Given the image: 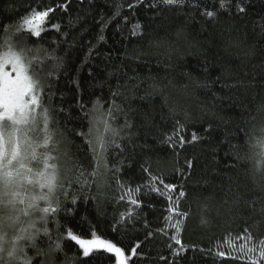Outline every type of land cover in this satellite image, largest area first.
I'll use <instances>...</instances> for the list:
<instances>
[{
    "label": "trees",
    "instance_id": "obj_1",
    "mask_svg": "<svg viewBox=\"0 0 264 264\" xmlns=\"http://www.w3.org/2000/svg\"><path fill=\"white\" fill-rule=\"evenodd\" d=\"M53 2L0 0V26H14L29 5L42 8ZM130 3L134 0H70L66 12L57 10L44 23L39 43L24 36L30 47L40 49L35 55L46 82V74L54 71L51 99L46 101L50 111L57 109L52 127L57 129L59 152L53 155L60 157L68 196L78 200L75 215L61 212L49 218L51 245L59 239L62 249L51 251L42 236L37 247L45 254L29 249L28 255L32 264H113L103 253L83 257L66 237L69 228L90 237L93 226L126 252L139 244L129 264H242L215 253L241 255L232 245L242 243L236 237L246 226L253 242L264 238V214L259 211L264 207V171L254 172L249 162L237 163L235 155L248 152L246 140L264 134V0H247L245 14L234 7L219 10L218 0H184L180 6L158 4L155 9H130ZM205 8L216 11V17L202 15ZM137 21L144 26L143 35L133 36ZM51 23H59L60 32L48 30ZM46 53L62 57V67L44 59ZM117 91L122 94L114 97ZM97 101L103 108L92 112ZM110 107L113 127L122 128L125 121L131 125L121 132L124 140L117 138L124 153L113 155L119 149H110L107 156L109 168L124 160L115 178L134 187L144 182L145 166L165 183L183 185L187 193L179 202V210L188 214L180 237L187 251L179 256L172 255L168 239L157 232L168 207L165 198L144 196L142 190L139 198L145 206L135 209V227L119 226L120 213L131 207L119 200L124 193L104 161L98 177L90 175L95 167L92 153L78 133L88 130L85 112L103 117ZM176 120L186 126V139L192 132L202 139L170 149L163 141ZM245 201H256V211ZM61 207L72 205L65 201ZM148 232L154 235L149 238Z\"/></svg>",
    "mask_w": 264,
    "mask_h": 264
},
{
    "label": "snow or ice",
    "instance_id": "obj_2",
    "mask_svg": "<svg viewBox=\"0 0 264 264\" xmlns=\"http://www.w3.org/2000/svg\"><path fill=\"white\" fill-rule=\"evenodd\" d=\"M69 2L70 0H66L64 3H59L54 0L52 4L42 8L29 5L14 26H0V37H3L0 39V44L4 45V51L0 52V264H32L33 257L28 255L29 249L35 250L37 255H44L45 253L37 247V241L41 240L42 236L47 237L51 245V231L47 226L49 218L54 219L61 212L73 216L78 210L77 198L69 197L67 188L61 183L60 157L53 155L54 152H59L57 129L52 127L57 109L50 111L46 107V101L51 99L54 71L46 74V82L41 67L42 61L35 55L40 49L35 46L30 47L23 39L27 36L34 38V43H39L45 31L44 23L57 10L66 12ZM183 2L184 0H134V3H130L128 7L134 9L145 5L147 8L155 9L158 4L166 7L180 6ZM246 3L247 0H218L217 6L223 11L234 7L238 14H245ZM202 15L213 19L217 12L205 8ZM12 27L14 31L10 30ZM52 29L60 32L61 25L51 23L48 30ZM143 31L144 26L137 21L132 26L131 35H143ZM103 39L104 37L100 36V40ZM44 59L56 61V67H62V57L46 53ZM121 94L119 91L112 93L114 97ZM111 103L116 106L115 100ZM81 108H84L83 104ZM102 108L103 105L97 101L93 105L92 112ZM117 110H119L118 106ZM58 111L62 112L63 109ZM112 111L110 107L106 115L95 118L85 112V117L89 119V127L86 133L81 132L78 135L84 139L92 153L95 167L90 175L97 178L100 173V163L104 161L105 170L112 172L116 184L124 193L119 196V200L126 201L131 207L120 213L117 221L119 226L135 227L139 219L135 209L145 206L139 198L142 190L144 196L155 194L165 198L168 207L165 209L163 224L157 232L168 239V247L172 250V255L179 256L187 251L180 237L188 214L179 210V202L187 193L183 185L165 183L161 176L153 175L145 166H142V171L146 174L144 182L134 187L115 178V173L120 172L125 166L124 160H117L113 168H109L107 156L110 149H119V152L113 155L124 153L125 149L117 142V138L124 140L125 137L121 132L125 128H131V125L125 121L122 128L113 127ZM101 125L103 128L100 127ZM186 132V126L176 120L171 133L165 135L163 143L175 151L177 148L183 149L186 144H197L202 139L195 132L190 133L189 138L186 139ZM245 144L248 152L242 155L237 151L235 154L237 163L249 162L253 165L254 172L264 171V134L257 138H249ZM64 155L67 156V153ZM69 162L76 164L75 161ZM185 165L187 169L193 167L191 160H187ZM180 174L183 178H187L184 173ZM65 201L72 207L62 208L61 205ZM235 202L239 203V201ZM245 203L256 211V201H245ZM147 206L155 207L151 204ZM259 211L264 214V207ZM202 223L206 221L202 220ZM144 226L147 227L146 220ZM170 230H174V234L170 235ZM89 235L91 238H83L70 228L66 229L67 239L78 246L83 257L103 253L113 261V264H129L131 257L136 255V248L139 247L137 244L130 252H126L117 243L97 234L93 226H90ZM153 235V232L147 233L149 238ZM236 239L242 243L238 246L233 244L232 248L241 255L233 256L225 251H217L215 255L221 260L235 259L242 264H264V238L253 242L250 227L246 226ZM61 249L62 245L57 239L54 245H51V251L56 252ZM162 259L166 258L162 257Z\"/></svg>",
    "mask_w": 264,
    "mask_h": 264
},
{
    "label": "rangeland",
    "instance_id": "obj_3",
    "mask_svg": "<svg viewBox=\"0 0 264 264\" xmlns=\"http://www.w3.org/2000/svg\"><path fill=\"white\" fill-rule=\"evenodd\" d=\"M23 39H24V37H23ZM4 50L2 49V52H3ZM83 238H91V237H83Z\"/></svg>",
    "mask_w": 264,
    "mask_h": 264
}]
</instances>
